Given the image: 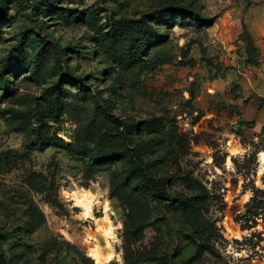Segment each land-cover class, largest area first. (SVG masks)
I'll use <instances>...</instances> for the list:
<instances>
[{"label": "rangeland", "instance_id": "rangeland-1", "mask_svg": "<svg viewBox=\"0 0 264 264\" xmlns=\"http://www.w3.org/2000/svg\"><path fill=\"white\" fill-rule=\"evenodd\" d=\"M1 70L0 264H264V0H0Z\"/></svg>", "mask_w": 264, "mask_h": 264}, {"label": "bare ground", "instance_id": "bare-ground-1", "mask_svg": "<svg viewBox=\"0 0 264 264\" xmlns=\"http://www.w3.org/2000/svg\"><path fill=\"white\" fill-rule=\"evenodd\" d=\"M231 146V143H230ZM264 159V158H263ZM71 198L74 200V203L79 206L82 209V214L85 218H92L93 213H92V206H93V201H92V194L87 191V190H82V191H73L71 194ZM108 223L104 225L103 228V235L106 237V239L110 240L112 238L111 230L112 227L110 225V221L105 218ZM107 240V244H110V241ZM88 255L96 260V263L98 264H103L104 262L109 261L113 257V252L109 251L107 254H103L100 250V248L95 245L90 247L88 250Z\"/></svg>", "mask_w": 264, "mask_h": 264}, {"label": "trees", "instance_id": "trees-1", "mask_svg": "<svg viewBox=\"0 0 264 264\" xmlns=\"http://www.w3.org/2000/svg\"><path fill=\"white\" fill-rule=\"evenodd\" d=\"M175 12H177L180 16L183 15V10L182 9H174ZM168 19L165 18V21H167ZM3 72L4 70L0 71V78L2 79L3 77ZM251 125L253 126V122ZM262 131H264V124L262 126ZM128 150V145L125 139H123V142L120 143L117 146H113V147H108V148H95L92 153H91V162L94 165H102L107 163L108 161H111L113 159H116L120 156H122L123 154H125V152ZM115 187H119L121 188V185H119L118 183H115ZM156 190L158 192L159 195H161V197H166L165 191L163 190L162 186L160 184H156Z\"/></svg>", "mask_w": 264, "mask_h": 264}, {"label": "crops", "instance_id": "crops-1", "mask_svg": "<svg viewBox=\"0 0 264 264\" xmlns=\"http://www.w3.org/2000/svg\"><path fill=\"white\" fill-rule=\"evenodd\" d=\"M264 111V109L262 110V112ZM259 125H261V123L260 122H258L257 124H256V127H259Z\"/></svg>", "mask_w": 264, "mask_h": 264}, {"label": "water", "instance_id": "water-1", "mask_svg": "<svg viewBox=\"0 0 264 264\" xmlns=\"http://www.w3.org/2000/svg\"><path fill=\"white\" fill-rule=\"evenodd\" d=\"M96 261V260H95Z\"/></svg>", "mask_w": 264, "mask_h": 264}]
</instances>
